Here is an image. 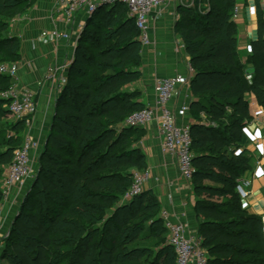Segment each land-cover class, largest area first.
I'll list each match as a JSON object with an SVG mask.
<instances>
[{
  "label": "trees",
  "instance_id": "trees-1",
  "mask_svg": "<svg viewBox=\"0 0 264 264\" xmlns=\"http://www.w3.org/2000/svg\"><path fill=\"white\" fill-rule=\"evenodd\" d=\"M30 2L0 0V63L12 62L18 55L16 38L7 34V22ZM208 3L203 13L181 7L177 22L194 71L190 90L202 105L189 108L192 183L196 191L210 188L216 195L214 200L196 202L195 210L202 216L198 235L208 264H264L260 219L241 208L235 190L237 179L249 169V157L245 151L236 153V141L250 117V96L264 109V20L258 21V36L251 41L249 66H245L236 48L235 0ZM116 4L123 9L112 13V25L88 37L91 53H80V42L88 33L85 28L79 36L59 96V111L40 155L33 189L23 205L29 211L24 221L19 213L13 222L12 235L25 237L27 244L23 248L18 241L11 243L20 264H61L68 254L75 264H118L122 234L129 243L146 238L144 223L137 222L141 215L153 212L145 222L154 219V224L160 222L163 227L161 207L150 198L142 199L144 192L123 198L132 169L144 170L146 162L135 144L140 128L125 124L132 111L143 107L138 91L124 88L139 78V30L128 8ZM105 6L110 5L99 6L94 14ZM105 35L108 43L102 46ZM10 83L9 77L0 75V105L5 107L1 94ZM200 110L208 124L201 122ZM12 130L14 134L6 141L0 139L6 144L0 151V179L3 166L11 162L13 150L22 141L24 122L14 123ZM205 180L221 186L208 187ZM163 246L145 264L166 262ZM167 246L175 258L173 248ZM136 249L124 250L126 261L138 263L139 254H132Z\"/></svg>",
  "mask_w": 264,
  "mask_h": 264
},
{
  "label": "crops",
  "instance_id": "crops-1",
  "mask_svg": "<svg viewBox=\"0 0 264 264\" xmlns=\"http://www.w3.org/2000/svg\"><path fill=\"white\" fill-rule=\"evenodd\" d=\"M235 5L239 7L238 16L234 20L236 48L242 63L247 65L251 41L258 36V21L264 20V0H235ZM181 7L190 8L191 4L185 0H169L149 14L147 22L149 42L140 47L139 78L124 86L128 91H138V100L143 106L154 105V82L157 78L177 74L192 76L189 72L190 57L177 29ZM90 17L92 16L79 11L74 15L73 21L67 23L64 21L59 0H31L29 6L22 12L8 19L7 34L15 37L18 44V55L9 63L17 66V86L35 93L37 110L28 132L38 143L43 142L42 150L59 111V96L66 85L79 36L86 28L87 22L90 23ZM49 29L66 31L70 36L68 39L55 40L41 37V32ZM249 100L250 117L245 120L241 137L236 141L239 145L236 153L245 151V155L249 157V169L240 177L249 178L251 185L248 188L249 195L245 199L240 198L239 203L248 214L260 219L263 234L264 109L253 95ZM170 104L173 107L182 105L188 107L187 114L181 122L189 124L192 123L189 108L200 109L202 106L190 90V80L187 85L179 87V93ZM2 107L5 106L0 105V109ZM200 115L201 122L208 124L203 110H200ZM4 120L2 116L1 125L5 123ZM19 121L21 120L15 117L8 123V138L14 134L13 124ZM135 138L136 146L144 155L146 169L150 172V178L146 181L143 191L146 199L150 198L159 207L165 208L173 220L186 223L189 233L198 235L202 216L195 210V205L201 198L195 195L192 180L186 181L178 173L175 158L163 152L162 139L155 123L140 128ZM35 151L32 152L33 155ZM16 187L8 189L9 200L16 198ZM146 223V231L150 228L152 230L156 225L154 219ZM157 252L156 249L155 254Z\"/></svg>",
  "mask_w": 264,
  "mask_h": 264
},
{
  "label": "built area",
  "instance_id": "built-area-1",
  "mask_svg": "<svg viewBox=\"0 0 264 264\" xmlns=\"http://www.w3.org/2000/svg\"><path fill=\"white\" fill-rule=\"evenodd\" d=\"M169 0H59L62 5L64 21L70 23L74 15L83 11L87 16L93 14L101 5L121 3L128 8V13L134 19L135 26L139 30V41L142 44L149 42L148 17L156 8L168 3ZM239 7L234 5L232 18L238 16ZM70 34L58 29L43 30L41 37L44 39H68ZM192 75L193 67L189 66ZM0 75L10 78V86L1 94L6 99V108L10 114L24 122L25 133L20 145L14 149L10 163L3 166L0 179V191L2 201L8 194V189L22 185L32 175L33 154L37 149L38 141L28 132L32 126L37 110L35 93L27 89H20L16 84L17 66L13 63H0ZM191 76L170 75L159 77L154 82L155 102L153 106H143L132 111L125 124L131 127H147L155 123L157 131L162 139V150L165 154L175 158L177 171L186 181H191L194 174L191 150L192 138L190 124L181 122L188 111L186 105L173 107L170 101L179 93L181 85H187ZM150 178L147 169L134 171L132 181L123 198L131 199L143 193L144 186ZM251 180L240 177L236 181L235 190L242 199L249 195L248 188ZM159 216L163 227L167 231L168 244L175 253V264H208V256L199 235L189 233L186 223L173 220L165 208H161ZM264 243V232L262 234Z\"/></svg>",
  "mask_w": 264,
  "mask_h": 264
},
{
  "label": "rangeland",
  "instance_id": "rangeland-1",
  "mask_svg": "<svg viewBox=\"0 0 264 264\" xmlns=\"http://www.w3.org/2000/svg\"><path fill=\"white\" fill-rule=\"evenodd\" d=\"M187 2H189L191 4V9H192V13H203L208 7H209V3L208 0H185ZM122 6L120 4H114V5H110V6H105L101 11L96 12L95 14H91L89 22H87L86 24V31L88 32L86 37L84 38L83 41L80 42V53H91L92 51V47L90 45V40L88 37L93 36L96 37L97 36V32L100 30V28H107L109 26L112 25L113 23V15L112 13H116L118 10H122ZM103 38L101 39L100 44L103 46L105 45L106 41V35L102 36ZM111 40H109L110 42ZM138 46L139 48L142 46V43L138 42ZM2 61V59H1ZM1 63H6V62H1ZM245 66H249V64L245 65ZM2 116L4 117V124H0V139L3 140H7L8 139V123H10L11 121L14 120L15 116L10 114L9 111L7 110L6 107H2L0 109V121L2 119ZM3 127H5L3 129ZM40 144L34 155H33V171H32V175L29 179H27L22 185L17 186V192H16V198H13V200H9L8 196L5 198L4 201H0V264H20L16 258L13 256L12 254V248H11V243L12 241H18L20 242V244L22 245L23 248L27 247L26 244V240L25 237L19 236L17 234H13L12 235V226H13V222L15 221L16 217L19 215V213L22 215H20L19 219L21 220H25V215L28 213V209L27 208H23L24 203L26 202V198L28 196V193L30 191H32L33 187V181L34 178L36 177L37 173H38V167H39V158L40 155L42 153V147H43V142L38 143ZM5 143L3 141H0V149H4L5 148ZM14 151V150H13ZM141 171V170H139ZM204 185H207L208 187L214 188V187H220L221 184L218 182H213L211 180H205L204 181ZM38 188L35 189V191H37ZM142 194V193H141ZM195 195L198 196L199 198H201L202 200H214L216 199V195L214 194V191L211 190L210 188H206L204 190H197L195 191ZM142 199H146L145 196L142 197ZM27 203V202H26ZM138 203V201H137ZM143 214V213H142ZM153 212L149 213V214H144L141 215L140 218H138L137 222L140 223H144L145 225V229L147 227V223L146 221V216L152 215ZM155 215V214H154ZM135 223L134 221L131 222ZM89 224V223H88ZM86 224V226L88 225ZM100 225V224H99ZM130 227L128 226L127 229H129ZM144 229V230H145ZM143 233H149L151 235H147L146 234V239L141 238L137 241H133L131 243L124 241V235L122 234V236L120 238H118V244H120V253L118 256V260L119 263L118 264H132L129 261H126L127 259V255L124 254V250L125 249H130L133 246H137L136 251H132V254L136 253L139 254L140 256V260L138 261V263L136 264H145L146 262H150L152 261L154 255H155V251L156 249L159 250V247H161L162 245H164L167 249L165 250L167 252V261H162V262H158L157 264H175V258H174V254L170 249H168V239H167V231L162 227L161 223L158 222L156 223V225H154V227L147 229V231L145 230ZM141 233V237H142V232ZM140 235V234H139ZM11 238V239H10ZM163 246V247H164ZM69 247V246H68ZM147 248V249H146ZM96 248H94V253H96ZM29 253H31V250L29 249ZM96 255V254H95ZM73 257L71 254H68V256L66 257L65 261L62 262L61 264H75L73 261ZM151 264V263H150ZM152 264H155L154 262Z\"/></svg>",
  "mask_w": 264,
  "mask_h": 264
},
{
  "label": "water",
  "instance_id": "water-1",
  "mask_svg": "<svg viewBox=\"0 0 264 264\" xmlns=\"http://www.w3.org/2000/svg\"><path fill=\"white\" fill-rule=\"evenodd\" d=\"M251 71H252V69H248V70H247V72H251ZM34 180H35V179H34ZM33 182H34V181H33Z\"/></svg>",
  "mask_w": 264,
  "mask_h": 264
}]
</instances>
